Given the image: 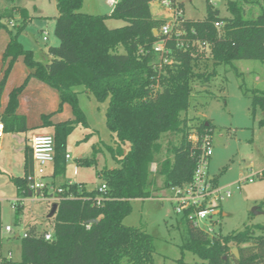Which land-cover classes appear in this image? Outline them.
<instances>
[{
    "label": "trees",
    "instance_id": "obj_1",
    "mask_svg": "<svg viewBox=\"0 0 264 264\" xmlns=\"http://www.w3.org/2000/svg\"><path fill=\"white\" fill-rule=\"evenodd\" d=\"M156 1H168L176 11V25L169 35L161 33L167 22L152 15L151 3ZM56 5L59 15L55 35L60 44L47 49L49 63L36 61L33 52L18 42L29 23L25 10H20L22 24L15 33L10 32L3 59L4 62L9 57L12 59L3 71L0 86L3 89L6 86L18 58L23 59L30 73L9 95L2 116L5 131L29 130L27 119L18 114V108L19 98L31 79L57 91L58 111L69 105L74 120L53 124L52 114L44 115L42 126L54 129L53 178L64 176L68 137L78 125L90 127L79 105V93L75 91L81 87L98 102L108 103L106 125L116 136L115 147L108 150L118 167L98 172L102 185L106 186L105 193L99 192V188L88 191L83 183L59 184L55 194L60 200L48 202L50 207L58 205L51 219L53 238L48 241L47 231L29 226L21 240V264H154V237L142 228L125 226L124 220L132 213V202L153 197L148 185L154 175L163 176L168 189L193 181L199 143L194 145L190 137L201 136L206 131L212 134L208 122H202L195 130L188 125L186 115L193 84L210 82L217 74L218 65H233L240 60L264 62V0L229 1L230 17H222L220 10L208 3L202 21L185 19L183 5L176 0H120L110 16L81 12L84 0H56ZM255 5L260 12L253 17L247 7L251 9ZM12 17V11H0V30L5 27L2 20ZM107 18L123 20L126 25L110 29ZM218 23L222 24L221 28L216 27ZM162 40H166L171 63H165L164 57L154 49ZM194 43L210 47L211 72L207 66L201 70V56ZM252 101L264 113V93L253 92ZM169 135L176 136L178 143L167 148V157L159 163L162 139ZM77 164L91 167L97 165V159L94 155L78 160ZM153 164H157L156 173L151 171ZM33 166L32 150L28 148L24 177L12 179L19 196H29L28 177ZM214 185H218L215 178ZM59 189L61 194H57ZM44 193L48 196L49 189ZM180 223L184 228L182 252L197 256L201 260L199 264H231L232 260L233 264H264V236L256 235L257 230L264 231V226H246L239 232L210 237L185 216H181ZM3 232L0 203V264H11L2 251ZM234 249H238L239 259L233 254Z\"/></svg>",
    "mask_w": 264,
    "mask_h": 264
},
{
    "label": "rangeland",
    "instance_id": "obj_2",
    "mask_svg": "<svg viewBox=\"0 0 264 264\" xmlns=\"http://www.w3.org/2000/svg\"><path fill=\"white\" fill-rule=\"evenodd\" d=\"M176 1L183 5L182 14L185 19L202 21L206 18L208 3L219 9L222 17H230L231 13L227 10V3L234 0ZM162 5L166 9H172L170 12L174 14V17L165 20L167 22L165 25L172 24L171 29L173 30L176 25L174 8H168L163 3ZM21 7L23 5L18 9V6L11 4L9 0H0V11L7 8L13 12L12 18L2 20L5 27L0 30V32L4 31L0 34V81L3 80V71L9 67L12 59L9 57L5 62L3 59L7 41H10V32L15 33V30L22 24L23 18L20 10L23 8ZM26 7L29 12L25 9L24 16L29 18V23L19 35L18 42L26 50L33 52L36 61L47 64L51 60L47 49L60 44L55 35L56 19L59 15L56 0H27ZM113 8L109 0H85L81 12L110 16ZM153 8L155 14L159 13L157 8H160V3L155 2ZM247 11L255 17L260 12V8L255 5L250 9L248 6ZM106 25L110 29H117L124 27L126 22L120 19L107 18ZM177 33L184 36L181 32L177 31ZM45 37L47 40H44ZM181 44L184 46L185 40L182 39ZM193 47L201 56V70L204 71L207 68L208 72H211L213 61L210 47L200 43H194ZM163 57L165 63L172 62L171 56L166 54ZM21 68L27 70L23 59L18 58L12 71L18 73ZM216 72V76L210 82L197 81L193 84L191 106L186 117L189 127L193 130L202 122H208L212 127L213 155L210 160L209 174L217 180L219 188L229 187L232 193V197L224 199L220 205L219 209L222 215L219 217L218 224L215 225V231L228 235L242 231L246 226H264V179L256 177V175L253 183L246 182L239 185L241 180L249 179L258 173H264V117L261 109L258 106L255 107L252 101L253 92L264 93V62L240 60L234 62L233 65H218ZM25 79L26 75L18 82V87L24 83ZM13 81L15 79L11 75L8 77L4 89L0 86V108L3 97L5 98L13 89L11 87ZM31 84L42 86L48 90L43 91L42 89L38 93H43L49 103L52 100L50 93L55 94L56 98L58 96L57 91L35 79ZM75 91L79 93V105L90 127L84 128L78 125L68 137L66 153L70 159L66 164L65 175L56 179L52 177V173L48 177L47 174L45 175L44 182H47L46 188L49 189V194L54 193L53 190L60 182L83 183L88 191L96 190L103 184L98 172L118 167L108 150V147H115L116 145V136L109 131L106 125L108 103L98 102L93 95L84 92L81 87L76 88ZM58 107L59 105L54 112L42 114L37 122L38 125L42 126V116L51 114V122H55V124L59 121V123H63L74 120L69 105H64L65 108L63 107L60 112ZM24 109L31 110L27 102H25ZM44 111L49 110H43L41 113H45ZM31 113L33 112L31 111ZM34 116L36 121V115ZM37 123L31 121V125ZM52 129L53 127H51L50 132L42 131L41 134L53 135ZM34 133L35 131L32 130L27 136L31 137ZM18 136L24 140L26 134ZM177 143L178 138L176 136H164L162 139L163 152L157 159L159 163L167 157V148ZM13 148L20 156L19 160L12 159L11 162L14 166L13 170H9V172H12L16 177L18 174H23L22 144L17 141ZM124 150L127 152L128 146ZM94 155L97 159V165L81 167L77 164L78 160L91 158ZM5 163L8 164L10 161L5 158ZM50 176L53 180L50 179ZM11 177L10 174L0 171L2 223L4 228L10 227L13 230L12 233L3 232L2 251L4 256L11 260V264H21V240L25 230L31 225H36L40 230L52 232L53 221L48 218L51 207L44 198V194L17 195ZM148 190L152 192L153 197L132 202V213L124 220V225L142 228L154 237V264L201 263V260L194 254L182 252L184 228L180 223L181 216L176 214L174 206L169 201L164 200L172 194L170 189L165 188L164 177L154 175V180L149 183ZM16 203L18 204L14 207ZM256 235L264 236V231L257 230ZM231 264H233V260Z\"/></svg>",
    "mask_w": 264,
    "mask_h": 264
},
{
    "label": "built area",
    "instance_id": "obj_3",
    "mask_svg": "<svg viewBox=\"0 0 264 264\" xmlns=\"http://www.w3.org/2000/svg\"><path fill=\"white\" fill-rule=\"evenodd\" d=\"M111 5L115 4V0H109ZM166 7L171 8V3L168 1L162 2ZM172 10V9H170ZM176 15V11L174 9ZM222 24H216L217 28H221ZM171 25H165L161 28L163 35L171 34ZM44 40H47L45 37ZM202 45L208 46L203 43ZM209 47V46H208ZM154 49L162 56L166 55V40H162L155 44ZM5 127L0 122V138L4 136ZM190 140L197 145L199 143V153L196 156L197 166L194 173L193 181L183 187H171V196L164 200L169 201L173 206L177 215L185 216L189 222L197 229L202 230L210 237L219 236L220 233L215 231V225L219 222V217L222 213L220 205L224 199L232 197L229 187L219 188L214 185V178L209 174L210 160L213 155L212 151V134L206 131L201 136L193 134ZM31 150L33 157V173L28 177V187L30 194H45L44 190L47 183L44 182L47 167L55 163V137L50 134H39L31 139ZM66 159L69 160L70 156L67 155ZM153 173L157 172V164L151 167ZM257 175V176H256ZM264 178V173H258L251 176L249 179H244L239 182L253 183L254 177ZM53 194L44 195L47 202H56L60 199L56 197V190ZM99 192L105 193L106 186L102 185ZM62 190H57V194H61ZM39 195V194H38ZM101 201V200H100ZM20 203V202H18ZM14 204V207L18 204ZM6 233H12L10 227L4 228ZM26 234H24V237ZM46 240L51 241L53 238L52 232H47L45 235Z\"/></svg>",
    "mask_w": 264,
    "mask_h": 264
},
{
    "label": "crops",
    "instance_id": "obj_4",
    "mask_svg": "<svg viewBox=\"0 0 264 264\" xmlns=\"http://www.w3.org/2000/svg\"><path fill=\"white\" fill-rule=\"evenodd\" d=\"M26 1L27 0H9V2L12 4H16V6H18V9L20 8V6L23 5V10H27V7H26ZM85 2V0H84ZM118 2V0H115V4ZM158 2V1H156ZM110 3V2H109ZM155 2L151 3V12H152V15L155 19H159V20H168V18L170 17V19H172L174 17V14L171 13L169 9H166L163 5H162V2H159L160 3V8H157L159 13L155 14L154 13V8H153V5H154ZM114 4V5H115ZM111 5V4H110ZM114 5H111L114 7ZM84 6V5H83ZM15 8V7H14ZM7 10V8H6ZM5 11V10H4ZM29 12V11H28ZM30 15V13H29ZM31 17V16H30ZM32 18V17H31ZM1 33H4V31L0 32ZM3 35V34H2ZM9 43V41H7ZM8 43L6 45V47L8 46ZM4 54V52H3ZM24 63V62H23ZM1 64V63H0ZM28 70V69H27ZM23 70L22 68L19 70L18 73H15L12 71V73L10 74V76L12 75V77L15 79V81H13L11 83V87L14 89L16 87H18V82H20L23 77L26 75V78L27 76L29 75L30 71L28 70ZM1 71V70H0ZM11 78V77H10ZM34 79H31L27 88L25 89L24 93L21 95L20 97V106L18 108V114L26 117L27 119V122H28V127H29V130L25 133H9V132H4V136L2 138H0V171L2 172H6L8 174H10L12 177H11V182L13 183L12 179L13 178H17V177H24L25 175V153H26V150L29 148L31 149V139L36 136V135H39L41 133H43L42 131H47V132H50L51 131V127L50 128H46V127H43V126H39L38 125V121H39V118L41 117L42 114H46L47 112H54L56 109H57V106L59 105V99L58 96L56 98L55 94H52L50 93V96H52V100L51 102H47V99L46 97H44V94L43 93H38L39 90H42L43 91H48L46 90L45 88H43L42 86H39V85H36V84H31L32 81ZM36 80V79H35ZM38 81V80H37ZM41 83V82H40ZM43 84V83H42ZM33 85V86H31ZM45 85V84H44ZM20 86V85H19ZM12 89V90H13ZM11 90V91H12ZM11 92H9L7 94V96L4 98L3 97V101H2V106H1V112H0V122H2V116L4 114V111L6 109V106L8 104V101H9V95H10ZM25 102H27V105L29 107H31V110L28 109V110H25L24 107H25ZM66 106V105H65ZM45 108H48V109H45ZM65 108V107H64ZM43 110H49V111H44L45 113H41ZM31 111L33 113H31ZM36 115V121H35V116ZM33 117V118H32ZM31 121H34V123L36 122L37 124L36 125H31ZM60 122V121H59ZM57 122V123H59ZM55 124V122H53ZM41 125H42V122H41ZM35 131L34 134H32L31 137H28L27 134L30 132V131ZM53 130V133H54V129ZM20 134H26V137L25 139H20L18 135ZM54 135V134H53ZM20 142L22 144V160H21V163L23 165V174L22 175H17L16 177L13 175L12 172H9V170H13V166L12 165V159H18L19 160V154L16 153L15 149L13 148L14 146V143L15 142ZM7 156V157H6ZM5 158L8 159L10 161V163H5ZM68 161V160H67ZM54 168H55V163L54 164H51L47 167V170H46V174H47V177L50 173H52V175L54 174ZM53 177V176H52ZM50 176V179L53 180ZM47 183V182H46ZM62 183H65V182H60V184ZM14 185V183H13ZM15 186V185H14ZM16 190H17V187L15 186ZM17 195H18V190H17ZM29 196H33V194H30L29 193Z\"/></svg>",
    "mask_w": 264,
    "mask_h": 264
},
{
    "label": "water",
    "instance_id": "obj_5",
    "mask_svg": "<svg viewBox=\"0 0 264 264\" xmlns=\"http://www.w3.org/2000/svg\"><path fill=\"white\" fill-rule=\"evenodd\" d=\"M154 33H155V35H157V34H158V31H155ZM263 117H264V113H263ZM38 194L40 195V192H38ZM57 208H58V205H57V204H53V205H52V207H51V211H50V213H49V215H48V218H49V219H52V218L55 216L56 211H57ZM233 254L235 255V257H236L237 259H239V251H238V249H234V250H233Z\"/></svg>",
    "mask_w": 264,
    "mask_h": 264
}]
</instances>
